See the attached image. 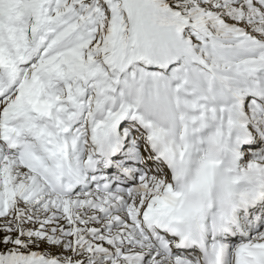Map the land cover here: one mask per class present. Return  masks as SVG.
Wrapping results in <instances>:
<instances>
[{"label": "snow or ice", "instance_id": "snow-or-ice-1", "mask_svg": "<svg viewBox=\"0 0 264 264\" xmlns=\"http://www.w3.org/2000/svg\"><path fill=\"white\" fill-rule=\"evenodd\" d=\"M0 264H264V0H0Z\"/></svg>", "mask_w": 264, "mask_h": 264}]
</instances>
